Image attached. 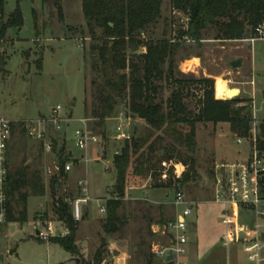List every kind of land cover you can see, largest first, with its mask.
<instances>
[{"label": "rangeland", "instance_id": "obj_1", "mask_svg": "<svg viewBox=\"0 0 264 264\" xmlns=\"http://www.w3.org/2000/svg\"><path fill=\"white\" fill-rule=\"evenodd\" d=\"M5 1L6 14H11L18 0ZM62 7L63 20H60L57 9L43 6L42 0H21L23 26L20 30L11 29L3 44L7 64L0 73V117L16 125L10 148V169L12 173L23 167L29 168L30 174L38 171L46 193L43 197H34L29 189H24L14 197L12 206L15 218L21 217L26 205L28 220L25 223L11 221L0 226V264H77L76 260L79 264L93 262L103 238L107 240V263L146 264L151 259L153 264H163L161 260L150 256L155 245L168 244L163 235V227L174 220L173 202L176 192L153 190L155 182L151 176L130 178L127 188L131 191H126V196L130 193V199L125 198V205L120 211L127 224L120 234L107 237L103 232L106 214L100 213V207L114 199L112 190L116 174L113 159L121 152L125 142L116 140L117 128L123 124V133L128 134L126 125L129 124L131 138L146 137L150 131L144 121L131 118L127 107L121 104L117 109V116L122 121L108 124L107 141L101 140L99 145L90 146L86 152H80L75 147V132L83 129L81 121L86 118L85 103L93 101V75L88 53L90 39L85 28L81 0H64ZM171 12V0H164L163 19L153 29L151 39H162L166 28V39H170L173 33L170 22L174 19ZM215 36V30L205 33L201 49L196 44L185 43V50L179 53L178 60L182 57L189 59L178 63L179 71L186 67L192 69L193 63L187 62L199 59L194 63L199 65L195 73L188 72L187 69L183 73L194 74L198 79L211 78L215 81V88L217 78H221L228 82L230 89L242 91L238 97L253 99V117L256 116L254 120L260 135V125H264V40H258L253 45L247 42L221 44L215 41ZM241 56L246 58L245 66L234 71L231 62ZM39 60H42L41 69L37 65ZM162 87L164 90L158 101L166 103L171 90L167 84ZM244 92H249L250 96ZM194 95L199 96L200 93L194 92ZM187 103L195 101L190 98ZM57 107L62 109V121L55 125L51 119L52 111ZM32 122L35 125L39 122L45 125V141L38 142L28 138L23 123ZM89 125L91 128L94 126L91 121ZM187 130L189 129L186 128L185 131ZM159 136L160 133H155L150 142L155 143V153L151 155V159L153 169L159 175H167L175 160L195 157L197 163V181L187 184L182 190L188 201L195 203L193 214L188 218L191 229L188 235L192 242L190 264H228V253L221 242L224 231L221 223L222 208L212 204L214 178L211 169L216 162L245 159V155L251 151V143L243 140V144L239 145L228 124L198 125L195 154L169 138L159 140ZM47 147L51 148L50 152ZM173 149L175 153L172 161H167L164 157ZM62 150L65 158L71 156L67 163L79 160L78 158L82 161L83 157L88 159V163L83 162L76 171L74 169L69 173L64 168L62 175L59 167ZM240 152L244 153L241 158ZM74 171L76 178L71 175ZM53 179H57L54 191L51 188ZM78 180L88 181L92 201L87 206L85 220L79 226V255L73 257L59 245L50 243V240L41 241L36 234L37 230L46 231L49 223H52L58 236L65 234L66 229L56 222L53 214V200L75 198L78 195ZM25 193L30 195L27 204L21 201V195ZM146 198L148 201L144 200ZM158 201L163 204L151 203ZM240 223L245 228H252L253 214L242 211ZM231 259L230 264H247L239 248L232 249Z\"/></svg>", "mask_w": 264, "mask_h": 264}, {"label": "trees", "instance_id": "obj_2", "mask_svg": "<svg viewBox=\"0 0 264 264\" xmlns=\"http://www.w3.org/2000/svg\"><path fill=\"white\" fill-rule=\"evenodd\" d=\"M21 0L11 14H6V1L0 0V73L4 71L7 58L3 44L11 29L20 30L23 16L20 9ZM64 0H42L43 6L56 8L60 20H63ZM164 0H81L85 28L90 39L88 47L89 64L93 75L92 103H85V116L93 122L92 131L107 141V122L114 118L119 105L124 104L133 119L144 121L149 128V135L143 138L134 136L124 142L120 153L113 159V170L116 174L112 195L114 199L106 202V217L103 221L105 236L120 234L127 221L121 217L126 191L130 178L151 176L154 180L152 189L175 190L196 182L198 173L195 157L187 160H175L167 175L161 176L154 171L151 155L155 153V143H150L155 133L173 140L192 154L197 149V126L200 124H228L235 138L251 142L253 136V100L241 99L217 100L215 98V81L211 78L198 79L194 74L179 71V62L189 57L178 55L185 50V43H173L167 37V28L162 39H151L152 31L162 21ZM171 8L189 16L188 32L181 31L179 38L185 36L195 41L198 49L202 48L204 34L215 30V41L238 43L249 39L254 30L264 24V0H171ZM12 15V16H11ZM35 27L37 17L34 12ZM165 25L168 27L167 20ZM112 25V26H111ZM85 38L86 33L82 32ZM251 47V45H250ZM42 67V60L37 62ZM163 84L171 90L166 103L159 100ZM194 92L200 93L195 96ZM192 99L195 103L188 104ZM186 128L187 132L185 131ZM258 148L264 152V125H260ZM16 127H14V132ZM21 132H24L22 130ZM175 149L165 155L172 161ZM71 156L59 158L62 171ZM78 165V160L72 162ZM29 168L9 172L10 210L8 222H27V208L21 217L14 216L12 202L14 197L24 189H29L34 197H43L46 188L41 174L29 173ZM155 172V173H153ZM57 179H53L51 188L54 191ZM28 193L21 195V201L27 204ZM68 200H53V214L56 222L68 231L66 237H55L50 243L59 245L65 252L75 257L79 255L76 239L80 223L74 221L72 207ZM85 220V217H83ZM82 220V221H83ZM107 240L101 241L93 262L82 264H113L106 262ZM151 258L154 257L152 254ZM146 264H153L148 260Z\"/></svg>", "mask_w": 264, "mask_h": 264}, {"label": "built area", "instance_id": "obj_3", "mask_svg": "<svg viewBox=\"0 0 264 264\" xmlns=\"http://www.w3.org/2000/svg\"><path fill=\"white\" fill-rule=\"evenodd\" d=\"M171 13L174 19L170 22L173 28L170 40L173 43L195 44V41L188 36L182 39L179 38L181 31L188 32L189 30V16L174 9ZM258 40H264V24L257 27L253 36L243 42L253 45ZM186 69L188 72H196L195 69H188V67ZM186 69L182 72H185ZM61 111L60 107L52 111L51 122L53 124L58 125L62 121L60 118ZM81 122L83 129L75 132V147L80 152H86L90 146L99 145L101 137L92 131L89 125L90 120L84 119ZM122 126L123 124L117 128L118 136L116 140H129L131 137L129 134L123 133ZM257 126V123L254 122L253 136L250 142L251 151L245 159L232 162H216L211 169L214 178V201L212 203L222 208V224L224 227L222 244L227 250L228 260L231 259L232 249L239 248L247 264H264V152L258 148L259 133ZM14 127H16L14 123L0 117V226L7 224L10 210L8 185L10 148ZM23 128L26 130L29 139L38 142L46 140L45 125L42 122H39L38 125H35L34 122L23 123ZM235 139L239 145L243 144L242 139ZM47 148L50 152L51 148ZM82 162L87 164L88 159L83 157ZM73 169V163L66 164V173L72 172ZM78 190L79 197L71 201V207L74 221L80 223L84 217L83 206L89 205L92 201L88 181H79ZM105 205L106 202L100 208L102 214H106ZM173 206L175 207L174 220L163 227V235L166 237L168 244L166 246L155 245L152 254L155 258L161 260L163 264H190L188 260L190 244L188 218L192 215L195 203L188 201L185 194L179 192L175 194ZM242 211L253 214L254 225L252 228H245L241 225L240 214ZM67 235L68 231L63 237ZM36 236L43 242L59 237L51 223L47 225L46 231L40 232L37 230ZM170 256L173 257V260L167 262Z\"/></svg>", "mask_w": 264, "mask_h": 264}, {"label": "crops", "instance_id": "obj_4", "mask_svg": "<svg viewBox=\"0 0 264 264\" xmlns=\"http://www.w3.org/2000/svg\"><path fill=\"white\" fill-rule=\"evenodd\" d=\"M238 58H243L244 59V64H243V66H245V63H246V58L244 57V56H241V57H238ZM199 59H194V60H192V61H190V62H187V64H189V63H193V65H192V69H195V71L196 70H198V68H199V65H197L196 66V64H194L195 63V61H198ZM232 63V62H231ZM241 93H242V91L240 90V95H241ZM244 94H246V95H248V96H250L249 95V92H244ZM239 95V96H240ZM217 98V97H216ZM239 98H241V99H245V98H243V97H239ZM250 98V97H249ZM251 99V98H250ZM250 99H247V100H250ZM253 100V99H252ZM253 102H254V100H253ZM254 117H255V119H256V116L254 115ZM112 121H114V122H116V121H122L121 119H119V116H117V113H116V115H115V117L114 118H112V119H110L108 122H107V133H108V128H109V123L110 122H112ZM127 126V131H128V134H129V126L130 125H126ZM70 154H72V153H70ZM243 155H244V153H242V152H240L239 153V156H240V158L241 157H243ZM247 156V154L245 155V157ZM79 160H78V165H76V166H74V169H75V171H76V169H78L79 167H80V165L81 164H83V162L81 161V159L80 158H78ZM75 160H77V159H75ZM73 169V170H74ZM75 171H74V173H72L71 175H73V177L74 178H76V176L74 175L75 174ZM113 178H111V181H113L112 180ZM80 180H78V182H79ZM154 190V189H153ZM158 190H160V189H158ZM127 191H131L130 189H128L127 188ZM77 192H78V195H77ZM76 197L75 198H77V197H79V190H78V183H77V189H76ZM130 197V193H128V195L126 196V198L127 199H130L129 198ZM74 197L72 198V199H75ZM132 199V198H131ZM137 200H142V199H140V198H137ZM144 200H146V201H148V199L146 198V199H144ZM150 202V201H149ZM151 203H154V204H160L161 202H151ZM161 204H163V203H161ZM213 204V203H212ZM87 206H89V205H87ZM87 206H85V209L83 210L84 211V217H86V212H87V210H88V207ZM102 207V206H101ZM100 207V208H101ZM193 211H194V209H193ZM193 211H192V214H193ZM221 217H222V211H221ZM90 219V218H89ZM89 221V220H88ZM9 222H7V224H8ZM221 223H222V219H221ZM6 224V225H7ZM52 224V223H51ZM60 226H62V224H60ZM222 226H223V224H222ZM54 227V226H53ZM65 228V227H64ZM66 229V228H65ZM189 230L191 231V229H190V226H189ZM223 230H224V227H223ZM66 232H67V230H65V234H66ZM80 232H81V229H80V227H79V230H78V232H77V239H76V244L77 245H79L80 243H79V235H80ZM64 234V235H65ZM223 234H224V231H223ZM64 235H60L59 237H63ZM222 237H223V235H222ZM189 242H190V244H189V246H190V248H189V257H188V260H189V262H191V258H192V256H191V254H192V247H191V245H192V242H191V237L189 238ZM221 242H222V238H221ZM231 255H232V253H231ZM230 258H231V256H230ZM231 260L232 259H230V261L228 260V264H230L231 263Z\"/></svg>", "mask_w": 264, "mask_h": 264}, {"label": "bare ground", "instance_id": "obj_5", "mask_svg": "<svg viewBox=\"0 0 264 264\" xmlns=\"http://www.w3.org/2000/svg\"><path fill=\"white\" fill-rule=\"evenodd\" d=\"M197 66V65H196ZM229 87H228V82L222 80L221 78H217L216 80V97L217 99H228L231 100L232 98H234V96H237L238 93H234L233 95H228L227 91H228ZM239 90V89H237Z\"/></svg>", "mask_w": 264, "mask_h": 264}, {"label": "water", "instance_id": "obj_6", "mask_svg": "<svg viewBox=\"0 0 264 264\" xmlns=\"http://www.w3.org/2000/svg\"><path fill=\"white\" fill-rule=\"evenodd\" d=\"M11 16H12V15H11ZM111 26H112V25H111ZM243 64H244V59H243V58H238V59H236L235 61H233V62L231 63V68H232L234 71H236V70H240V69H242ZM234 93H238V94H237V96H234V98H232L231 100L237 98V97L240 95V90H237V89H230V88H229L228 91H227V94H228V95H233ZM112 180H113V179H112ZM68 204L71 205V201H70V200H68ZM172 260H173V257L170 256V257L167 259V262H170V261H172ZM76 262H77V264H79V261H78V260H76Z\"/></svg>", "mask_w": 264, "mask_h": 264}]
</instances>
